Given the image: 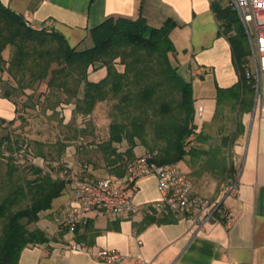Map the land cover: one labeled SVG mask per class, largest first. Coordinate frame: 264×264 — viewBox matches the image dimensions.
I'll return each instance as SVG.
<instances>
[{
    "label": "trees",
    "instance_id": "1",
    "mask_svg": "<svg viewBox=\"0 0 264 264\" xmlns=\"http://www.w3.org/2000/svg\"><path fill=\"white\" fill-rule=\"evenodd\" d=\"M210 5L219 33L229 43L237 81L216 88L217 104L224 98L233 101V130L222 136L221 145L202 148L198 144L205 137L195 123L191 82L170 59L175 21L152 27L142 16H110L90 29L91 45L77 49L57 31L25 27L21 14L0 3V93L17 113L12 120L0 119V264H17L24 247L47 242L45 232L31 225L51 207L71 173L90 178L91 166L122 175L138 157L137 146L157 164L181 163L186 157V164H194L205 157L199 166L221 177L229 174L226 182L231 183L234 167L229 159V168L221 163L223 147L230 149L242 134L241 116L251 108L250 52L235 10L223 0H210ZM100 68L105 75L90 80L89 73ZM100 102H109L108 136L85 142L86 135L94 134L90 118ZM68 106L71 121L64 122L60 112ZM38 115L57 130L53 140L31 135L32 117ZM77 117L82 125L74 124ZM77 140L80 168L72 171L62 157ZM123 142L127 146L121 150ZM221 209L222 203L216 216ZM170 217V211L162 212V220Z\"/></svg>",
    "mask_w": 264,
    "mask_h": 264
},
{
    "label": "crops",
    "instance_id": "2",
    "mask_svg": "<svg viewBox=\"0 0 264 264\" xmlns=\"http://www.w3.org/2000/svg\"><path fill=\"white\" fill-rule=\"evenodd\" d=\"M0 3L16 14H27L37 25L59 32L69 46L77 49L89 47L90 29L110 16H142L152 27L172 19L177 25L169 34L175 48L170 59L191 82L195 111L202 108L201 117H195L197 130L209 129L217 120L221 122L219 126L224 128L228 124L229 132L233 130V101L224 98L217 104L216 88L235 84L237 73L229 43L219 33L210 0H0ZM104 75L105 69L100 68L92 70L88 77L97 81ZM61 111L67 117L71 108ZM16 115L15 105L0 93V119L12 120ZM241 122L242 134L226 154L234 167L231 183L236 185L235 194L224 195V189L212 183L205 184L208 195H202L204 183L195 184L187 173L196 194L222 200L223 209L217 220L206 224L203 231L195 232L182 215L172 213V217L162 220V212L167 209L157 206L161 193L154 176H144L136 182L131 200L139 206L137 212L99 217L86 214L69 230L63 221L72 205L73 184L67 182L51 207L31 225L45 232L47 242L24 247L17 264H105L90 255L98 249L119 251L124 256L123 264H264V99L255 101L253 93L251 108L242 114ZM67 155L65 150L62 157L65 163ZM203 159L206 158H199L194 164L199 165ZM35 162L41 164L40 159ZM93 169H88L93 180L118 175L104 167ZM196 174V182L198 178L206 181L205 174L203 177ZM149 216L155 220L149 221ZM71 243L84 245L87 252L70 250Z\"/></svg>",
    "mask_w": 264,
    "mask_h": 264
},
{
    "label": "built area",
    "instance_id": "3",
    "mask_svg": "<svg viewBox=\"0 0 264 264\" xmlns=\"http://www.w3.org/2000/svg\"><path fill=\"white\" fill-rule=\"evenodd\" d=\"M235 10L244 31L250 52L251 67L247 76L251 77L254 100L264 99V0H227ZM25 27L51 32L45 26L33 23L27 14H21ZM202 108L198 107L195 117L200 118ZM144 176H154L161 200L157 206L167 209L174 215H182L189 220L195 232L203 231L204 226L216 221V212L220 201L212 197H203L193 190L186 170L180 163L157 164L148 153L138 156L124 174L109 175L93 180L85 175L71 173L69 181L73 184V201L63 224L73 230L86 214L97 217L134 213L139 210L131 200V193L136 182ZM237 188L231 183L224 188V195L235 194ZM230 224V220L226 221ZM70 250L87 252L79 243H71ZM94 259L105 264H123L124 256L115 249H98L90 254Z\"/></svg>",
    "mask_w": 264,
    "mask_h": 264
},
{
    "label": "rangeland",
    "instance_id": "4",
    "mask_svg": "<svg viewBox=\"0 0 264 264\" xmlns=\"http://www.w3.org/2000/svg\"><path fill=\"white\" fill-rule=\"evenodd\" d=\"M249 60H250V56H249ZM249 66L251 67V61H249ZM44 87L42 86L41 88L39 87L38 90L35 91V96L34 99L36 98V96L38 95V93L40 92V90H43ZM108 112H109V102H100L96 105L94 111L92 112L91 115V122L93 124L94 127V134L92 136L86 135L84 137L83 141H88L93 139L95 142L97 141H102L104 139L107 138L108 136V124L110 121V118L108 116ZM62 114V118L64 120V122H69L71 121V113L68 115L67 117H65V115L63 114L64 111L60 112ZM52 125L56 126L57 122L55 120H52ZM82 120L81 118L77 117L76 121H74V124L77 125H82ZM224 124L226 123L225 121H223ZM32 127H31V135L33 137L36 138H45V137H49L50 140L54 139L55 134H57V130L55 128H49V125L51 123L48 122V119L42 115H38V116H33L32 117ZM219 123H221L219 120H217V123L214 124L211 128L206 129V130H202V134L205 137H209L204 139L201 143L200 146L203 148L205 146V148H209V146H218L222 144V136L223 134H229L230 132V127L228 126V124H225L224 128L223 126H219ZM232 125V124H231ZM206 131V132H205ZM76 144H80V140H77L76 142H72L70 143L67 148H66V152H68L67 155V163L70 166L74 167L72 169V171L75 170H79L80 166L79 164H77L78 160H80L79 156H76L74 152H76ZM194 144V141H193ZM127 146L126 142H123L119 145V148L121 150L125 149V147ZM225 147V148H224ZM223 147V154L225 155V157L223 156V161H221V163H223V166H226V168H229L230 166V161L227 158V151L229 153V149L227 146L224 145ZM144 148H142L141 146H137L135 148V152L136 155H142L144 154ZM189 158L186 157L184 162H181V166L187 171L189 177H191V180L196 184L201 183L203 184L202 189L203 191H201L202 195L207 196V186L206 185H210L212 183H215L217 187L219 188H223L228 186L231 183L226 182V180L228 179L229 174L227 175H223L222 177L220 175H216L214 174V170L210 169V168H205L196 164H186L185 162L188 161ZM99 169V167H97ZM89 170H94L93 167L89 166L88 167ZM96 171V170H95ZM194 172L197 173L195 176L196 177H203L204 174L206 175V181H204V179H197V182L194 180ZM198 175V176H197ZM220 177V178H219ZM215 179V180H214ZM219 179V180H218ZM206 184V185H205ZM56 224H53V229H56Z\"/></svg>",
    "mask_w": 264,
    "mask_h": 264
},
{
    "label": "water",
    "instance_id": "5",
    "mask_svg": "<svg viewBox=\"0 0 264 264\" xmlns=\"http://www.w3.org/2000/svg\"><path fill=\"white\" fill-rule=\"evenodd\" d=\"M222 201V200H221ZM221 201H220V203H221Z\"/></svg>",
    "mask_w": 264,
    "mask_h": 264
}]
</instances>
